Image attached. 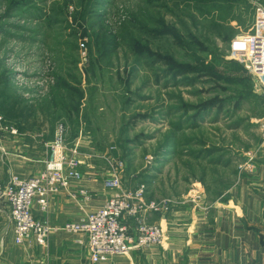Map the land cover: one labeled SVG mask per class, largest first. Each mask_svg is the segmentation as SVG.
I'll use <instances>...</instances> for the list:
<instances>
[{
  "label": "rangeland",
  "instance_id": "1",
  "mask_svg": "<svg viewBox=\"0 0 264 264\" xmlns=\"http://www.w3.org/2000/svg\"><path fill=\"white\" fill-rule=\"evenodd\" d=\"M260 9L264 0H0V139L15 131L50 149L63 125L67 152L79 147L100 178L120 160L123 185H144L151 200H224L264 159V88L230 53Z\"/></svg>",
  "mask_w": 264,
  "mask_h": 264
},
{
  "label": "crops",
  "instance_id": "2",
  "mask_svg": "<svg viewBox=\"0 0 264 264\" xmlns=\"http://www.w3.org/2000/svg\"><path fill=\"white\" fill-rule=\"evenodd\" d=\"M7 134L0 139V179L7 182L12 175L26 179L45 171L51 155L48 142L32 137L22 140L9 130ZM94 169L92 160L81 163L83 178L71 180L68 190L52 196L48 213H41L34 203L35 217L56 229L46 247L34 239L16 245L10 208L0 203V264H94L86 236L62 230L68 223L81 222L111 197L112 191L104 186L111 175L100 178ZM82 191L87 199L80 195ZM71 194H78V199ZM202 201L198 207L175 206L169 213L147 218L163 227V246L105 255L97 264H264V159L224 200L206 205ZM126 223L130 230L137 225L133 219Z\"/></svg>",
  "mask_w": 264,
  "mask_h": 264
},
{
  "label": "built area",
  "instance_id": "3",
  "mask_svg": "<svg viewBox=\"0 0 264 264\" xmlns=\"http://www.w3.org/2000/svg\"><path fill=\"white\" fill-rule=\"evenodd\" d=\"M255 32L237 36L231 43L232 59L242 64L264 88V9L258 12ZM1 120V118H0ZM13 133L15 131H12ZM63 125L57 130L56 139L51 143V155L46 169L31 178L12 175L9 181L0 179V203L10 208V218L14 225V242L22 245L34 239L41 247H46L52 231L56 229L35 217L34 203L39 211L48 213L50 198L63 190H68L71 180H81L78 147L71 155L66 154L63 139ZM113 174L105 179L104 186L112 191L103 207L89 212L79 223H68L63 231L83 234L87 238V248L94 264L105 255L129 254L136 249L163 246L166 235L161 225L147 222L153 214H166L172 208V200H148L144 185L128 189L123 185L119 169L124 168L120 160H112ZM78 194H71L78 199ZM86 199V192H80ZM192 202H199V191L190 194ZM135 220L136 226L129 229L127 220Z\"/></svg>",
  "mask_w": 264,
  "mask_h": 264
}]
</instances>
